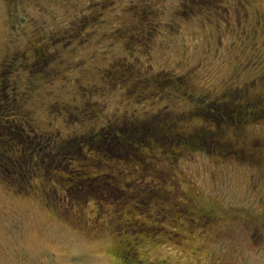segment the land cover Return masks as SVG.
Here are the masks:
<instances>
[{"label": "rangeland", "instance_id": "obj_1", "mask_svg": "<svg viewBox=\"0 0 264 264\" xmlns=\"http://www.w3.org/2000/svg\"><path fill=\"white\" fill-rule=\"evenodd\" d=\"M185 1L0 0V264H264V0ZM158 112L185 139L65 145Z\"/></svg>", "mask_w": 264, "mask_h": 264}, {"label": "trees", "instance_id": "obj_2", "mask_svg": "<svg viewBox=\"0 0 264 264\" xmlns=\"http://www.w3.org/2000/svg\"><path fill=\"white\" fill-rule=\"evenodd\" d=\"M205 1L206 0H192V2L190 3V1L187 0V1H185L183 3V5L185 6L184 8L186 9V11H189L190 13H192L194 11V8H195V7L193 8V6H194L193 2L194 3H198L200 5V4H203V2H205ZM44 57H45V59H42L41 64L42 63H46V61H48L50 59L49 57H47V55L44 56ZM42 65H44V64H42ZM6 67L13 68V65H12V63H8L6 65ZM12 70L13 69H11L10 72H12ZM39 71H40L39 68H37V69H35L33 74L37 73ZM128 91L130 93L134 92L135 91V87L133 86L132 88H129ZM9 98H10V102L15 98L16 99L15 102L19 101V103L22 104V105H23V101L25 100V98L22 99L23 97H20V98L15 97L13 92L10 94ZM16 105H19V104L18 103L13 104L14 107ZM213 105H215V104L208 105L207 108L208 109L209 108L212 109L211 107H213ZM218 109H219V106H218ZM237 109H242V108L239 105L237 107ZM16 110H18V107H15L13 109V111H16ZM61 110H62L61 108H56L55 110L52 111V113H56L57 114V113L61 112ZM212 110L215 111L216 109H212ZM211 114H214V112H211ZM219 114H220L219 118L222 119V113H219ZM170 116H171V114H169L168 112H158V113L154 114V116H151V117H148V118L131 117L129 119H122L119 122H115L114 121V122L104 126V128H102V129L91 130V131L89 130V132L86 135H82V136L78 135V137L75 135V136H73V138L71 140H69V141L65 140V142H66L65 145H69L70 142H72L74 144V146L77 148V150L80 147H82V146H85V145L89 146L92 143H97V142L102 147L105 144V146H114V147L118 146V148H120V146L124 144V147L128 146L129 148H132V147L136 148L135 145L138 144V142H141L142 140L143 141L149 140L150 138H152V137H150L151 135H154V137L156 136L160 142L164 141V143H166V142L170 143V141L173 142L174 140H178L179 141V140L185 139V137L183 136L184 134L181 135V134H178V133H173L170 130V128H168V130L167 129L166 130L165 129L162 130V128L156 127V124L154 123L155 120L159 122V121L164 120V119H166V118H168ZM15 123H18V121L16 119H14L13 123H11V124L8 123V124L3 126L4 128H6V131L9 129V131L13 134V136L10 135V134L7 135V138L11 137V139L9 141V144H10L11 147H12V145L18 144V145H20L19 146L20 149L24 148L27 151V152L24 153L25 158L27 157V159H28L26 161L29 162L31 164V166L36 165L37 163L34 162V157H33L34 153H32V151L38 152L39 149L42 150V147H40V146L36 147L35 145L33 146V145H31V143L28 140H26L23 143L22 139H20V140L13 139V137H15L17 135V133H18V131L16 132V129H15V125H14ZM154 129H157L159 134H156L154 132ZM14 131L16 133H14ZM202 135L203 134H200L199 136H202ZM154 142H155V140H154ZM5 143H6V140L2 136H0V146H2ZM159 145H160V143H159ZM120 149H122V148H120ZM62 150H60V151H62ZM70 155H72V154H70ZM20 157H22V156L20 155L17 159L12 160V162L17 161ZM24 162H25V160H24ZM41 166L43 167L44 165H40V167ZM24 167H25V165L22 164V167H20V168L24 169ZM30 169H31V171H33V169L31 167H30ZM46 172H49V171L47 170V171H45V173ZM81 172H82V170H76L74 172L75 173L74 176H72V177L74 179L76 177L77 180H84L83 178L80 177L81 176L80 175ZM28 174L29 173L27 171V174H25V175L29 176ZM68 178H71V177L69 176ZM73 188L75 189V188H77V186L76 187H72L70 189H73ZM138 205L140 206V204H138ZM126 245H128V244L126 243ZM128 249L131 250V249H133V247H129ZM131 253L133 254V250H131ZM139 263L140 264H147V263H143V261H141V260H140Z\"/></svg>", "mask_w": 264, "mask_h": 264}, {"label": "flooded vegetation", "instance_id": "obj_3", "mask_svg": "<svg viewBox=\"0 0 264 264\" xmlns=\"http://www.w3.org/2000/svg\"><path fill=\"white\" fill-rule=\"evenodd\" d=\"M218 101V100H217ZM251 103V102H250ZM253 103V102H252ZM231 104V103H230ZM253 105V104H252ZM199 130H200V133L201 134H203V136L206 134L205 133V130L203 129V128H199ZM195 131V130H194ZM191 135V134H190ZM209 136L211 137V139H213L214 141H215V138L216 137H214L215 136V134H214V132H212V131H209ZM257 158V157H256ZM258 159V158H257ZM51 192H52V194H54V190L52 189V190H50ZM62 205V204H61ZM71 209V208H70ZM73 213L75 212V214L73 215V216H76V213H77V210H74V211H72ZM209 218H211V216H210V214H208V213H206V214H203V215H200L199 217H197V220H199V221H202L201 222V224H203V225H205V224H207L208 223V219ZM76 219H77V216H76ZM193 221H195V220H193ZM83 226H85L84 224H83ZM117 254V253H116ZM133 255H137L136 254V252H134V250H133ZM118 256V258H119V262H117V264H125V262H124V259L120 256V255H117ZM120 256V257H119ZM140 262V260H136L135 262H133L132 264H140L139 263ZM144 263V262H143ZM127 264V263H126Z\"/></svg>", "mask_w": 264, "mask_h": 264}]
</instances>
